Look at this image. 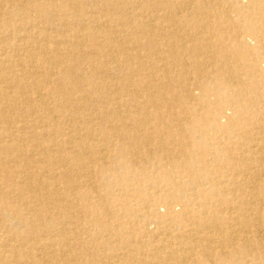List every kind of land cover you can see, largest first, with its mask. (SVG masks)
<instances>
[{"label": "bare ground", "instance_id": "bare-ground-1", "mask_svg": "<svg viewBox=\"0 0 264 264\" xmlns=\"http://www.w3.org/2000/svg\"><path fill=\"white\" fill-rule=\"evenodd\" d=\"M0 264H264V0H0Z\"/></svg>", "mask_w": 264, "mask_h": 264}, {"label": "rangeland", "instance_id": "rangeland-1", "mask_svg": "<svg viewBox=\"0 0 264 264\" xmlns=\"http://www.w3.org/2000/svg\"><path fill=\"white\" fill-rule=\"evenodd\" d=\"M55 22H57V20L55 21ZM41 26H43L42 24H40ZM28 66V68H30V65H27ZM111 155H115V152L113 153H111ZM61 186H62V184H61ZM63 187V186H62ZM77 191V190H76ZM80 201V200H79ZM80 203V202H79ZM50 206H52V205H50ZM40 207H41V209L43 210V212L44 213H46V212H48L49 213V211H47L48 210V208H49V202H47L46 201V199L44 200V202L42 203V205H40ZM160 210H161V213H163V211H164V209L163 208H160ZM48 216H49V214H48ZM13 219H20V218H13ZM45 219V218H44ZM49 219V218H48ZM39 222H34V224H38ZM14 227H16L15 225H13L12 226V228H14ZM155 225L154 224H151V225H149L148 226V228L149 229H151V230H156L155 229ZM95 235L93 234V232H90L89 234H84L83 235V237H82V239H81V241L84 243V244H86V245H90L91 244V241H92V239H93V237H94ZM111 237H112V239L113 240H116L117 239V237L118 236H116V234H115V231L113 232L112 231V235H111ZM144 243L143 242H140V241H137V245L135 244V246H132V247H137V246H142ZM75 247V246H74ZM73 247V250L75 251V252H77L78 250H76V248H74ZM132 253H134L135 254V256L139 259V258H141L142 259V254L144 253V254H146V250H145V248H141L140 250H136V251H132ZM146 260H149V258H146ZM73 262H75V261H73ZM76 262H77V260H76Z\"/></svg>", "mask_w": 264, "mask_h": 264}]
</instances>
